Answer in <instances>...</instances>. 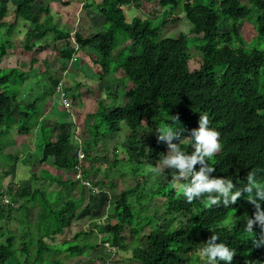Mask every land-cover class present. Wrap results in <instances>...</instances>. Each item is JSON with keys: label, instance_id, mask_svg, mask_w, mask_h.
Here are the masks:
<instances>
[{"label": "trees", "instance_id": "trees-1", "mask_svg": "<svg viewBox=\"0 0 264 264\" xmlns=\"http://www.w3.org/2000/svg\"><path fill=\"white\" fill-rule=\"evenodd\" d=\"M7 1L15 8L14 22L20 20L28 25L27 33L40 29L35 23L40 11H32L35 0ZM90 2L89 5L95 8L103 28L88 37L75 32L72 41L75 47H78L77 50L68 42V35L56 28L55 39L63 43L59 48L52 43L39 42L42 46L37 45L38 43L28 46L25 43L23 49L27 53L31 52L30 56H35L52 48L56 59L61 62L62 70L70 68L69 61L73 55L87 52L86 55L83 54L84 58L87 57V60L97 67V74L101 75L102 72L107 77L121 73L122 79L116 77L113 81L124 83L126 79L128 83L125 84L131 85L124 92L125 103L120 108L108 110L101 101H97L96 111L92 115L95 120L85 128L91 142V146L86 142L82 145L85 153L82 170L85 181L89 180V172L85 170L84 164L86 160L92 159L91 152L97 149L100 136L103 134L105 137L106 133L101 130L106 129L112 135L121 134V126L124 125L128 131V135L124 137L125 141L137 142L139 145L137 152L132 155L127 153L126 149V152L119 154L120 160L134 164L132 176L136 184L132 189L135 193L133 201L126 197V193L115 192L117 195L111 215L99 224L91 220L95 232L103 235L100 238L101 248L107 243L119 251L114 240L122 243L123 233L128 229L133 245H138L141 238L145 240L142 253L133 255L131 262L200 264L201 260L205 259L204 264H207L206 258L200 260L196 255L208 237L215 234L219 236L216 243H225L235 250L231 264H264V246L253 249L250 242L252 237L243 231L245 219L247 216L251 217L254 212V207L244 198L246 194L242 193L237 203L227 208L222 205L208 206L206 194L199 201L187 203L179 189L171 186L172 179L151 190L148 184L150 185V181L155 183L154 176L149 180L139 174L144 164L156 167L160 158L170 151L167 142L158 139V130L171 124V116H178L185 129L180 140H177L181 144V141L198 127L199 114H207L210 127L220 134L221 143V150L209 160V164L215 168L213 173L208 174L209 179L230 178L239 187L246 182L247 173L256 170L257 179L264 182V50L249 47L239 33L243 22L254 14L255 37L264 41V0H245V3L240 0ZM143 4L150 9L159 10V14L153 18L138 15L129 19L124 13L125 8L138 11ZM41 9L44 10L43 6ZM44 11L48 14L47 8ZM180 14L190 25L189 33L192 37L184 34H178L176 37L164 35L163 30L168 25H175ZM5 17L6 11L0 1V31L4 29V34L0 33V63L12 48L9 38L14 23L4 22ZM46 19L51 21L49 17ZM46 33L40 30L35 35L36 39L40 41ZM116 50L114 60L112 53ZM191 61L196 64L195 69L191 67ZM35 62L36 60L32 59L30 65ZM25 66L22 64V67ZM27 77V73H21L14 67L0 69V137L13 130L14 125H24L18 129V138L23 139L33 132L41 154L38 163L49 161L54 168L68 172L70 177H74L71 173L76 162L78 145L75 148L72 146L75 142L71 125L59 124L58 130H55L54 126L48 127L45 121L41 120L34 128L38 120L37 113L42 111L38 106L39 102L35 99L30 104L21 105L17 101L19 92L15 89L19 84L16 81L20 80V84H23ZM259 77H263L262 82ZM100 78L101 82L107 79H102V76ZM12 80L14 84L10 87ZM58 83L59 80L54 79L51 88H56ZM74 89L67 88L65 93L68 95V91ZM68 96L74 100L78 98L73 93ZM29 112L34 123L31 125ZM138 129H142L144 136L154 133L153 137H149L148 143L139 137ZM121 146L124 147V144ZM181 147L188 154L193 151L190 141L182 143ZM15 160L14 158L13 162ZM117 161L116 158L111 165H106L105 169L108 171L109 168L116 167ZM199 168V164L194 166L195 171ZM95 170L98 171L99 168L95 167ZM12 179L13 175L10 180ZM48 181L54 184L49 190L56 194L55 197L38 188L30 190L31 179L14 183L17 190L11 201L15 208L5 209L0 214V220H23L27 232H21L23 235L21 234L19 243L11 236L0 243V264L9 261L15 264H44L46 259L49 264H63L50 260L53 253L64 255L69 261L84 257L87 251L95 252L99 249L96 242H86V238L93 234L92 228L90 232H80L74 237L75 242L78 241V236L84 238L85 242L82 244L77 242L66 246L68 242H64L62 247L54 248L45 243V239L53 241L68 230L71 222L83 209L79 207L82 196L75 202L70 195L75 185H79L77 181H58L53 178ZM9 182L1 188L9 187ZM178 183L187 181L181 179ZM143 184L147 185V188H144ZM92 185L101 193L107 194L108 191H116L118 187L116 183L109 182L106 175ZM155 200L159 202V206L154 215L150 216L148 208L154 206L151 201ZM261 210L264 211V202L261 203ZM25 222L30 229L33 228L32 225L35 227L33 233ZM253 231L258 238L260 229L257 225H253ZM45 254L50 257H45ZM85 260L91 263L93 258Z\"/></svg>", "mask_w": 264, "mask_h": 264}, {"label": "rangeland", "instance_id": "rangeland-1", "mask_svg": "<svg viewBox=\"0 0 264 264\" xmlns=\"http://www.w3.org/2000/svg\"><path fill=\"white\" fill-rule=\"evenodd\" d=\"M0 1L3 2L6 11L4 22L8 24L14 23V29L9 38L12 48L8 50L7 55L2 59L0 63V69L3 70L14 67L17 68L19 72H25L28 74L25 82L23 84L21 83L22 85L20 84V80L16 81L19 83L15 87V89L19 92L17 95V101L21 105H25L32 103L35 99L38 100V106L42 111L37 113L38 120L34 125V128L37 127L38 122L41 120H44L46 125L48 124L52 126L54 123L53 126L55 130H58L61 124H69L71 125L72 132L74 133L73 136L77 135L78 140H80L81 148L83 149L82 145L84 142L91 146V142H89L90 138L85 128L89 127L93 120H95L92 118V115L96 111L97 101H101L104 107L108 110L120 108L125 103L124 92H126L131 85L125 84V82L128 83L126 79L124 80V83H122V81L120 83L113 81V79L116 77L117 79H122V74L119 72L117 75H108L107 77L102 72H100L101 75L97 74V67L93 66L92 63L87 60V57L84 58L87 52H79L78 54L73 55L72 57L76 58V61L72 64H69L70 68L62 70L61 62L56 59L55 51L52 48H48L47 51H44L40 54H35V56H30L32 53H27L23 49L25 43H27L28 46L34 43H38L37 45L42 46L40 45L42 42L52 43L53 46H57L58 48L62 46L63 43L56 41L57 39H55L57 33L54 28L67 34V37H69L68 42L72 47L78 49V47H75L72 41V37L75 32L81 34L84 37H88L89 34H96L103 28L100 26L99 16L95 8L89 5L90 0H35V3L32 6V11L33 13H39L38 10L40 11L38 21H35L36 26L40 29H38L36 32L29 33H27V30H29L27 29L28 25L20 20L17 22L13 21V12L15 9L14 6L7 0ZM93 1L94 0H92V2ZM240 1L245 3V0ZM63 3L68 4L64 5ZM44 5L48 9V14L44 11L46 9ZM42 6L44 10L41 9ZM124 13L129 19L138 15L139 17L143 18H153L154 15L157 16L159 14V10L150 9V7H148L146 4H143L142 8H140L138 11L131 8H125ZM47 17H49L51 21H48L46 19ZM178 19L179 21L175 25H168L163 30L164 35L176 37L178 34H184L188 37H192V35L189 33L190 25L184 19V16L180 14ZM254 26L255 15L252 14L243 22L239 33L242 37H244L243 39H245V42L249 47H254L258 50H264V41L255 37ZM40 30L46 31L47 33L46 36L39 41L36 39L35 35H37ZM0 33L3 35L4 29L0 31ZM116 52L117 50L112 53V59L114 60ZM32 59L36 60V62L33 65H30V61ZM22 64H25L26 66L22 67ZM191 67L195 69L197 66L191 61ZM101 76L103 77L102 79H107L101 82L99 81ZM259 78L262 82L263 77ZM54 79H58L59 83L62 84L63 93H65L67 88H75L73 91H68V95H71L72 93L77 95L78 98L76 100L72 99L65 93V98L69 104L66 109L62 107L60 97L55 93V88H51V83ZM13 84L14 81L12 80V83L9 84V86L13 87ZM78 84L79 87H77ZM45 95L46 97H44ZM29 117V123L31 125L33 123V118L30 112ZM84 124L87 125L85 126ZM23 126L18 124L14 125L13 130L0 137V187L9 182L12 175L13 181L16 183H19L18 181H27L30 176L32 178V171L35 170L37 173V175H34L37 177L35 182L36 186L34 187L30 184L31 189L38 188L40 191L46 192L47 195H52L55 197L56 194L49 190L51 187V184L48 181L49 178L50 180L51 178H54L58 181L74 179L69 177L65 178L66 172L63 173L64 171L54 168V166L50 164L49 161L45 162L44 164H40L43 165V167L37 166L41 154L38 147L35 145L36 141L34 138L36 136L34 137L33 132L31 131L30 134L25 136V138H18V129L22 128ZM102 131L106 133L105 137H103V134L101 133L102 135L97 140V149L91 152L92 159L86 160L84 164L85 170L89 172L88 177L92 181V184L101 181L102 176L106 175V178L109 182L116 183L118 186L117 190L108 191V194L107 192L93 194L80 183L79 185L81 186L75 185V189H72L70 195L72 196L71 198L75 200V202L79 200V196H82V203L79 204V207L83 208L82 211H80L73 222H71V227L62 235L57 236L55 239H53V241H48L46 239L44 240L48 246L51 245L50 247L54 248L62 247L64 242H68L66 246L74 245V243L77 242L82 244L85 242L84 238L78 236V241L75 242L76 240H73L74 237L80 232H90V229L92 228L91 230L93 234L86 238V242H96L99 245V249H97L95 252L87 251L85 252L84 257L70 259L69 261L64 255L53 253V256L50 258V260L54 262L58 261L63 264H67V261L69 264H102L104 262L107 264H137L136 262H131L130 258L133 255H140L142 253L143 244L145 243L144 238L140 239V243L138 245H133L131 243V236L129 235L128 229H126L123 233L124 240L122 243L114 240L116 246L119 247V251H117L113 258L109 257L105 248H101L102 243L100 242V238L103 237V235L99 232H95L96 229L93 227V223H91V220H95L96 223L99 224L104 220V217L106 218L111 215V212L113 211L112 205L116 200V193H126V197H128L131 202L133 201V197L135 195V193L132 191L136 184L132 176L134 164L120 160L119 154L126 151H128L127 153L130 155L136 153L139 149L138 143H127L125 141L124 137L128 135V131L124 125L121 126V134L123 137L121 134L112 135L106 129L101 130V132ZM138 134H140L139 137L145 139L146 143L149 142V137H153L154 135V133H151L144 136L142 135V129H138ZM178 142L179 141L175 140L174 144L181 146V144ZM115 143L116 148H114ZM123 144L124 147L121 146ZM7 146L9 148H6ZM72 146L75 148L77 144L73 143ZM23 155H25L30 168L27 163H24L23 166L20 163L17 166L15 165L17 160H21L20 158H23ZM14 158L16 159L15 162H13ZM116 158L118 159L117 166L112 169L109 168L107 171L105 166L111 165V163ZM158 166L159 164H157L156 167ZM32 167L35 168L31 169ZM95 167H98L99 170H95ZM45 168L47 169L48 174L43 173V171L46 170ZM55 171H60L59 174L62 173L63 176H57L56 174H53ZM139 174L140 176L143 175L148 177L149 180L151 177H153V174L150 173V167L147 164L142 166ZM174 174H178V170L163 167L162 174L160 176L153 177V181L155 183H152L151 181L149 182V189L153 190L157 186H162L167 181L171 180ZM31 181L34 182L35 180L32 179ZM141 181L142 183L144 182L143 180ZM143 187L147 188V185L143 184ZM151 205L154 206L148 208V215L150 216L154 215L155 209L159 206V202L157 200L151 201ZM31 219L34 218L31 217ZM23 224V220L16 222L14 220L10 222H6L4 219L0 220V243H3L4 239L8 236L15 237L16 243H19L20 237L23 235L21 232H27V227ZM25 224L27 223L25 222ZM88 224L89 227L87 228ZM27 226L32 233L33 230L35 231V227L33 225V228L31 229L29 228L30 226L28 224ZM10 231L11 233H7ZM12 231H15L16 233H13ZM123 248L126 249L122 250ZM45 257L49 258L50 255L45 254ZM196 257H199L201 260L199 250ZM90 258H93L91 263L85 260ZM204 262L205 259H202L200 264H204ZM6 264L15 263L9 261ZM44 264H49V260L46 259Z\"/></svg>", "mask_w": 264, "mask_h": 264}, {"label": "clouds", "instance_id": "clouds-1", "mask_svg": "<svg viewBox=\"0 0 264 264\" xmlns=\"http://www.w3.org/2000/svg\"><path fill=\"white\" fill-rule=\"evenodd\" d=\"M72 59L73 57L69 61V64L76 61V58H74L75 61L73 62ZM158 131V139L167 142L170 151L166 156L160 158L158 167H150V172L153 176H160L163 167L178 170V174L172 176L170 184L173 188L179 189L182 197L187 203H192L194 200L199 201L206 194L208 206L222 205L227 208L231 205H235L242 193L246 194L244 198L254 207V212L251 217L247 216L245 219L243 231L252 237L250 242L253 249L264 246V211L261 210V203L264 202V182L257 179L256 170L249 171L245 178L246 182L243 183V186L239 185V187H237L230 178L209 179L208 174L215 171V168L209 164V160L221 150V143L219 141L220 134L210 127L207 114H199L198 127L191 131L189 137L181 141V144L190 141L191 149H193L191 154H188L181 146L172 143L173 140H180L181 134L185 131L178 116H171V124L159 128ZM80 144L77 145L80 146ZM84 159L85 153L83 160ZM83 160L80 165L81 178H75L76 171L74 168L77 161L71 173L74 177L69 178L74 179L83 187H85L83 183L88 182L90 187L96 188L99 191L98 194H100V190L92 185L90 179L88 181L83 179ZM198 164L200 168L198 171H195L194 166ZM66 174L70 173L66 172ZM181 179L187 181V183H178ZM13 182L12 179L9 183ZM86 189L93 193L90 188ZM213 193L216 195H212ZM103 219H105V217ZM253 225H257L260 229L258 238L257 234L253 231ZM217 240H219V236L212 234L210 238L206 240L204 246L199 249L200 257L206 258L207 264H221V262H223V264H231L233 256L236 254L235 250L225 243H216ZM246 264H248V262H246Z\"/></svg>", "mask_w": 264, "mask_h": 264}, {"label": "built area", "instance_id": "built-area-1", "mask_svg": "<svg viewBox=\"0 0 264 264\" xmlns=\"http://www.w3.org/2000/svg\"><path fill=\"white\" fill-rule=\"evenodd\" d=\"M73 61H75L74 58L72 59V62ZM55 93L59 95L62 107L66 109L69 104L67 102V99L65 98L64 93L62 92V84L60 83L57 84L55 88ZM73 140L76 141L78 145L80 144V140H78L77 136L74 135ZM75 156L77 161V164L74 168L76 171L75 178L80 179L82 176L80 174V165H81V161L84 158V152L82 151L80 146H78ZM83 185L86 188H90L94 194L99 193V191L96 188H91L88 182H84ZM16 190H17V186L14 184V182L11 183L9 187H4L0 189V214L7 208H12V209L15 208V205L12 203L11 198L12 196H14ZM104 248L112 258L117 253V249L113 246H110L107 243L104 244Z\"/></svg>", "mask_w": 264, "mask_h": 264}, {"label": "crops", "instance_id": "crops-1", "mask_svg": "<svg viewBox=\"0 0 264 264\" xmlns=\"http://www.w3.org/2000/svg\"><path fill=\"white\" fill-rule=\"evenodd\" d=\"M93 2H94V3H99L100 0H94ZM89 35H90V34H89ZM89 35H88V36H89ZM85 37H87V36H85ZM45 124H46V123H45ZM53 125H54V123L52 124V126H53ZM46 126H48V127H52L51 125H48V124H47ZM79 129H80V128H79ZM34 140L36 141L35 145H36V146L39 145L38 142H37V138H34ZM74 142H75V144H77L76 141H74ZM37 147H38V146H37ZM6 148H9V147L7 146ZM33 148H34V146H33ZM29 150H30V148H29ZM29 150H28V152H29ZM30 151H31V150H30ZM28 152H27V153H28ZM29 153H30V152H29ZM27 155H28V154H27ZM20 159H21V160H18L17 163L15 164L16 166H17L19 163L22 164V166H23L24 163H25V164H26V163L28 164V161L26 160L25 155H23V158H20ZM24 160H25V161H24ZM28 166H29V168H30V165H29V164H28ZM37 166L43 167V165H39V163H38ZM44 167H45V166H44ZM34 168H35V167H32L31 169H34ZM45 169H46V168H45ZM59 172H60V171H59ZM59 172H58V171H55L53 174H56L57 176H59V175L63 176L62 173L59 174ZM27 173H28V169H27ZM32 173H33L34 175H37V173H36L35 170H33ZM43 173H44V174H46V173L48 174L47 169H46L45 171H43ZM63 173H65V172H63ZM66 177H70V175L66 174V175H65V178H66ZM36 178H37L36 176H32V178H31V176H30L27 180H29V179H31V180L34 179L35 181H34V182L31 181L30 184L33 185V186L35 187V186H36V185H35V182H36V180H37ZM49 179H50V178H49ZM51 179H52V178H51ZM53 179H54V178H53ZM52 185H54V184H51V187H50V188L53 187ZM32 189L34 190V189H36V188H32ZM30 190H31V186H30ZM14 220H15V219H14Z\"/></svg>", "mask_w": 264, "mask_h": 264}]
</instances>
